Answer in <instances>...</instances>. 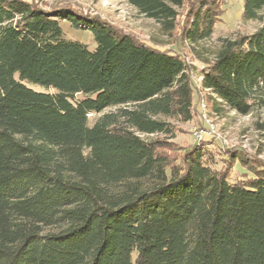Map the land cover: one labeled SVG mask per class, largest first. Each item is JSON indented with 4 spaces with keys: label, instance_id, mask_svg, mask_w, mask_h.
<instances>
[{
    "label": "trees",
    "instance_id": "trees-1",
    "mask_svg": "<svg viewBox=\"0 0 264 264\" xmlns=\"http://www.w3.org/2000/svg\"><path fill=\"white\" fill-rule=\"evenodd\" d=\"M127 1L173 46L68 5L0 0V264H264V162L224 145L217 159L205 138L174 155L143 136L200 111L187 53L216 111L264 108V0H243L261 26L212 57L195 47L228 0Z\"/></svg>",
    "mask_w": 264,
    "mask_h": 264
},
{
    "label": "rangeland",
    "instance_id": "rangeland-1",
    "mask_svg": "<svg viewBox=\"0 0 264 264\" xmlns=\"http://www.w3.org/2000/svg\"><path fill=\"white\" fill-rule=\"evenodd\" d=\"M172 2V0H167ZM68 5L81 9L87 17L95 18L110 23L116 29L130 33L138 39L157 42L168 47L173 42L167 34H164L161 25L154 18L142 14L138 8L127 0H39V5L50 9L54 4ZM228 9L223 14V19L214 27L210 38L201 42L196 49H201L207 56L212 57L222 46V38H234L239 34H249L256 31L262 24L260 19H242L243 0H228ZM176 8L182 13L186 6ZM62 27L68 38L79 39L95 47V40L90 30L75 27L70 21L62 22ZM189 51V50H188ZM189 71L192 80L196 83L200 94L195 92V104L200 111L194 110L193 118L189 121L167 118L173 124V132L143 135L144 137L162 138L168 140L173 154L177 155L184 151V147L194 144L203 138L218 157V147L226 149H242L264 162V108H254L250 113L243 114L234 109L223 106L222 110L216 111L212 103L207 104L203 95L208 91L203 89L202 61L193 58V54H186ZM37 87V85H33ZM39 88V87H38ZM206 98V97H205ZM115 110L116 107L109 108ZM95 115L90 114V122ZM206 122V124L204 123ZM219 159V157L217 158ZM232 179L234 180L243 171L239 163L235 164Z\"/></svg>",
    "mask_w": 264,
    "mask_h": 264
}]
</instances>
